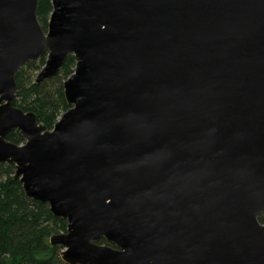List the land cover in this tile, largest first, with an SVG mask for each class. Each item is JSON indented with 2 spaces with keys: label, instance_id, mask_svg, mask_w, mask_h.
I'll use <instances>...</instances> for the list:
<instances>
[{
  "label": "water",
  "instance_id": "obj_1",
  "mask_svg": "<svg viewBox=\"0 0 264 264\" xmlns=\"http://www.w3.org/2000/svg\"><path fill=\"white\" fill-rule=\"evenodd\" d=\"M50 2L44 30L0 0V163L66 221L60 259L264 264V0ZM44 54L36 83L75 60L50 130L14 105Z\"/></svg>",
  "mask_w": 264,
  "mask_h": 264
},
{
  "label": "trees",
  "instance_id": "obj_2",
  "mask_svg": "<svg viewBox=\"0 0 264 264\" xmlns=\"http://www.w3.org/2000/svg\"><path fill=\"white\" fill-rule=\"evenodd\" d=\"M51 10L50 0H38L37 19L42 27ZM45 59L46 54L28 61L16 72L14 105L33 112L37 121L50 130L70 107L64 98L63 81L74 71L75 60L68 55L55 76L36 83L35 72ZM6 139L16 144L24 142L16 129L10 130ZM14 171L13 164L0 163V264H65L60 259V246H52L47 240L53 231L47 223L64 232L66 222L53 217L47 204L26 197L19 180L13 178ZM258 219L264 224V211Z\"/></svg>",
  "mask_w": 264,
  "mask_h": 264
},
{
  "label": "rangeland",
  "instance_id": "obj_3",
  "mask_svg": "<svg viewBox=\"0 0 264 264\" xmlns=\"http://www.w3.org/2000/svg\"><path fill=\"white\" fill-rule=\"evenodd\" d=\"M48 19H49V16L47 17V21H48ZM47 21H46V24H45V26L43 25V29L44 30H46V25H47ZM38 73V71L37 72H35V75L34 76H36V74ZM65 221V220H64ZM66 222V221H65ZM50 227H52V232H51V234H54V233H63L61 230H59V229H56V228H54L53 226H52V224L51 223H47ZM65 232V231H64ZM48 242H49V237H48ZM60 248H61V246H60ZM61 250V249H60Z\"/></svg>",
  "mask_w": 264,
  "mask_h": 264
}]
</instances>
